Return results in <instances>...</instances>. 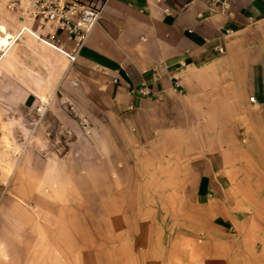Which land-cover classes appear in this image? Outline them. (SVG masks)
Wrapping results in <instances>:
<instances>
[{
	"label": "crops",
	"instance_id": "1",
	"mask_svg": "<svg viewBox=\"0 0 264 264\" xmlns=\"http://www.w3.org/2000/svg\"><path fill=\"white\" fill-rule=\"evenodd\" d=\"M81 1L99 20L13 155L9 204L80 220L113 264H264V0Z\"/></svg>",
	"mask_w": 264,
	"mask_h": 264
},
{
	"label": "rangeland",
	"instance_id": "2",
	"mask_svg": "<svg viewBox=\"0 0 264 264\" xmlns=\"http://www.w3.org/2000/svg\"><path fill=\"white\" fill-rule=\"evenodd\" d=\"M68 62L58 46L0 5V264H113L117 260L103 252L100 243L87 248L86 242H80L87 232L80 220L70 226L69 218L63 219L55 227V219L20 197L14 199L18 204H9L7 179L13 155L40 133L36 130L43 116L36 109L39 104L48 107Z\"/></svg>",
	"mask_w": 264,
	"mask_h": 264
},
{
	"label": "built area",
	"instance_id": "3",
	"mask_svg": "<svg viewBox=\"0 0 264 264\" xmlns=\"http://www.w3.org/2000/svg\"><path fill=\"white\" fill-rule=\"evenodd\" d=\"M212 6H219L224 13L229 8L227 0H205ZM4 9L15 15L21 22L30 23L38 35L54 44L63 46L66 39L73 41V50L68 54L72 60L87 40L92 28L98 22L101 6L84 3L81 0H0ZM223 53V47H217ZM148 94L146 88L142 89ZM254 102L255 97L250 96ZM72 108V107H70ZM47 104H39L38 116H43Z\"/></svg>",
	"mask_w": 264,
	"mask_h": 264
}]
</instances>
